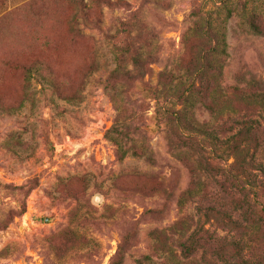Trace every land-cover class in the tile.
Instances as JSON below:
<instances>
[{
    "label": "rangeland",
    "instance_id": "rangeland-1",
    "mask_svg": "<svg viewBox=\"0 0 264 264\" xmlns=\"http://www.w3.org/2000/svg\"><path fill=\"white\" fill-rule=\"evenodd\" d=\"M244 2L230 0L224 7L212 0H0V264H113L123 245V264L145 255L154 264H220L213 256L217 247L185 258L179 235L151 239L153 229L180 214L175 201H166L163 184L176 183L183 192L192 177L169 156L161 136L148 131L155 166L118 160L106 137L117 112L104 87L116 66L114 48L125 43L120 22L136 19L142 26L133 43L157 59L144 78L154 85L166 60L187 62L195 42L185 35L194 10L221 26L227 11L235 10L225 23L230 88L216 100L217 108L264 118L231 89L238 74L264 81V23L261 36L240 28ZM253 9L264 18V0H250L248 11ZM36 60L41 73L29 78L26 70ZM27 85L30 95L24 97ZM118 88L128 91L133 104L142 98L136 85ZM151 115L139 125L153 128ZM197 119L206 122L209 115L199 108ZM227 120L225 115L220 123ZM259 157L264 160V148ZM155 210L161 213L151 215ZM183 212L194 228L196 205L187 203ZM215 232L227 240L233 236L210 227ZM160 243L169 252L157 256Z\"/></svg>",
    "mask_w": 264,
    "mask_h": 264
},
{
    "label": "trees",
    "instance_id": "trees-1",
    "mask_svg": "<svg viewBox=\"0 0 264 264\" xmlns=\"http://www.w3.org/2000/svg\"><path fill=\"white\" fill-rule=\"evenodd\" d=\"M212 1L224 7L230 2ZM249 3L246 0L237 13L240 28L261 36L264 18L256 9L248 11ZM232 12L235 10L227 11L221 26L203 10H194L192 26L185 35V41L195 42L187 62L182 66L173 58L166 60L154 85L144 78L152 72L149 67L157 59L133 43L140 38L142 26L136 19L120 22L118 31L125 37V43L114 48L116 66L104 87L117 116L106 137L115 146L118 160L134 158L155 166L157 158L147 131L156 133L169 156L192 177L189 188L183 192L176 183L163 184L166 201H175L180 214L172 224L153 229L152 240L179 235L182 242L178 245L185 258L204 247H217L213 256L220 264H264V160L259 157L264 148V118L258 120L232 109L219 111L216 104L230 88L225 79L229 59L225 23ZM32 72L41 73L38 60L26 70L29 78ZM235 83L231 89L237 101L240 97L264 114V81L254 77L245 80L243 74H238ZM118 85L138 86L146 101L141 98L138 104H133L127 97L128 91ZM23 95H30L29 85ZM199 108L208 113V121H198ZM151 110L154 127L144 128L139 125L140 120ZM225 115L228 120L220 123ZM189 202L196 205L199 218L194 228V220L183 212ZM149 212L153 216L161 213ZM210 227L232 232L233 236L227 240V235L210 233ZM163 245L155 247L157 256L169 252L166 246L161 248ZM125 251L124 245L119 246L113 264H123ZM136 264L154 263L145 255Z\"/></svg>",
    "mask_w": 264,
    "mask_h": 264
}]
</instances>
